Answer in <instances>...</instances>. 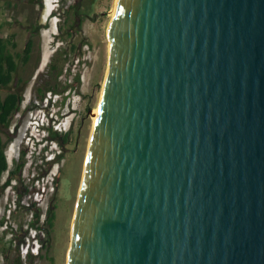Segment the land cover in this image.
Returning <instances> with one entry per match:
<instances>
[{"label": "water", "instance_id": "obj_1", "mask_svg": "<svg viewBox=\"0 0 264 264\" xmlns=\"http://www.w3.org/2000/svg\"><path fill=\"white\" fill-rule=\"evenodd\" d=\"M66 264H264V0H118Z\"/></svg>", "mask_w": 264, "mask_h": 264}, {"label": "rangeland", "instance_id": "obj_2", "mask_svg": "<svg viewBox=\"0 0 264 264\" xmlns=\"http://www.w3.org/2000/svg\"><path fill=\"white\" fill-rule=\"evenodd\" d=\"M10 1L0 0L2 35H14L16 38V12L9 4ZM45 1L41 17L44 26L39 31L42 41L40 68L35 69L34 77H28L21 110L14 116L10 125L14 128L15 122H18L17 134L6 142L9 170L3 174L0 183L4 186L0 191V260L4 264L67 263L71 221L75 213L92 131V110L99 103L108 70L109 47L106 31L114 0ZM60 22L62 30L59 29ZM20 39H24L23 32ZM59 47L63 50H59L57 61L64 73L67 68L72 73L68 78L76 77V74L80 76L78 87L73 88V104L80 112L78 118H84L81 126L74 129L73 140L66 144H63V138L56 137V131L52 127L58 128L59 131L68 127L70 120L75 116L74 113L66 117L62 114L63 118L58 120L56 112L62 110L47 101L43 105L39 99L36 102L40 105L37 109L26 108L28 100L33 96L32 84L36 80L35 75H38V78L44 77L45 65ZM61 79L62 84L65 77ZM7 91V88L0 91V95H5ZM57 97L54 96L55 99ZM64 110L69 113L72 108L66 107ZM24 145L29 146L25 156L26 163L21 171L22 179L31 189L27 196L21 195L17 189V179L8 182L9 171L15 167L19 148ZM47 145L50 146L49 150L51 147L53 150L49 151ZM43 155L56 157L58 162L48 168L46 162L41 161ZM59 166L61 172L56 185L54 178ZM30 196L33 202H36L35 206L33 202L27 205ZM50 212L55 214L52 227L48 224ZM31 233H37L39 249H34L37 253H31L29 249L28 254H25L27 249H23L24 243Z\"/></svg>", "mask_w": 264, "mask_h": 264}, {"label": "flooded vegetation", "instance_id": "obj_3", "mask_svg": "<svg viewBox=\"0 0 264 264\" xmlns=\"http://www.w3.org/2000/svg\"><path fill=\"white\" fill-rule=\"evenodd\" d=\"M45 3V0H11L9 3L12 5L14 11L16 12L14 20L16 38L12 39L14 42H16V46L11 48L14 53L20 54L18 55L19 57H17L19 64L18 69L14 74L12 82L8 86L0 88V91L4 89L6 90V88L8 90L5 95H0L1 99H3L11 90H14L18 93H22L23 95V92L27 88V84L29 82L28 77H34L33 73L35 69L40 68L41 59H39V57H41L42 54V41L39 31H41L44 26L41 17L44 12ZM63 12L64 14L66 13L65 11ZM64 18L65 21L66 16ZM59 29L62 30V22L59 23ZM22 32L24 34L23 40L20 39V35L22 34ZM19 40L22 41V43ZM28 47L30 55L27 59H25ZM59 50H63V48L59 47L58 49H56V51L48 59L45 65L46 69H44L43 71L44 77L38 78V75H35L36 80L32 84L33 96L28 100L26 108L27 110H31L32 108L37 109L40 106L36 104L39 99L43 105H45V101H47V103H51L58 110H62L59 111V113L56 112L58 120L63 117H66L70 113H74L75 116L70 120V123L68 127H66L64 133L55 132L56 137H61V139L63 138V144H66L70 143V141L73 140L74 129L78 126H81V124L84 122V118H78L80 112L77 110V107H75V105L73 104V97L75 96L73 88L75 86L78 87L80 82V76L79 74H76V77L68 78V76L72 73L68 71L67 68H65L66 73H64L63 69L60 72L61 67L57 61ZM63 76L65 77V80L61 84L60 81H62L61 78ZM55 95L58 96L56 99L54 98ZM66 107H71L72 110L69 113H66L64 112V109ZM19 111L11 117L9 126H6L5 124H0V133L5 142H7L10 138L17 134L18 122H15L14 128H11L10 125L14 119V116L17 115ZM20 119H22V117ZM64 122L65 121H63V123ZM24 146L19 148V156L15 161V165L20 160L21 151L23 150ZM28 147L29 146H26L27 151ZM57 162L58 161L56 160V157H53L52 159H50V161H46V164L48 165V168H51ZM60 172L61 166L58 167L57 172L55 173L54 180L56 185H58Z\"/></svg>", "mask_w": 264, "mask_h": 264}, {"label": "trees", "instance_id": "obj_4", "mask_svg": "<svg viewBox=\"0 0 264 264\" xmlns=\"http://www.w3.org/2000/svg\"><path fill=\"white\" fill-rule=\"evenodd\" d=\"M3 23L0 22V88L8 86L13 78L14 74L18 69V60L17 57L20 53H14L11 47L16 46V42L12 39L15 38L14 35H9L4 37L2 35ZM30 47V46H29ZM29 47L26 52L27 59L30 55ZM62 68H60V72ZM24 97L22 93H18L14 90H11L7 95L1 99L0 98V124H5L9 126L11 117L16 114L20 108ZM7 143L3 140V137L0 133V183L3 177V174L9 170V162L6 151ZM26 146L23 147L21 151L20 160L16 163L15 167L11 169L10 177L8 182L11 179H17V189L20 191L21 195H29L30 186L25 182L21 177V171L26 163L25 156L27 154ZM23 188V189H22ZM4 189L3 185H0V191ZM33 205H36V202H33ZM55 214L51 213L48 216V224L52 227L54 223ZM1 256V251H0ZM0 264H4L0 260Z\"/></svg>", "mask_w": 264, "mask_h": 264}, {"label": "built area", "instance_id": "obj_5", "mask_svg": "<svg viewBox=\"0 0 264 264\" xmlns=\"http://www.w3.org/2000/svg\"><path fill=\"white\" fill-rule=\"evenodd\" d=\"M49 156L48 155H43V157L41 158V161L43 163H45L46 161L49 160ZM31 191V189H30ZM34 200L32 199V197H29V200L27 201V205H30L31 202H33ZM23 249H27L25 251V254H28L29 249H31V253H37V251H35L34 249H39V245H38V238H37V233H31L28 238L26 243H24V247Z\"/></svg>", "mask_w": 264, "mask_h": 264}, {"label": "bare ground", "instance_id": "obj_6", "mask_svg": "<svg viewBox=\"0 0 264 264\" xmlns=\"http://www.w3.org/2000/svg\"><path fill=\"white\" fill-rule=\"evenodd\" d=\"M117 3H118V0H114L113 8L111 9V19H112L113 15H114V13H115V11H116ZM111 19H110V21H109V23H108V26H107V31H106L107 37H108V31H109V26H110V23H111ZM108 47H109V39H108ZM101 94H102V90H101ZM101 94H100V99H99V103H98V105L96 106V108H94V110H92V118H93L92 129H93V124H94V122H95V120H96V117H97V115H98L99 104H100V100H101ZM91 132H92V131H91ZM90 136H91V135H90ZM89 140H90V139H89ZM89 140H88V141H89ZM86 155H87V153H86ZM85 160H86V157H85ZM85 160H84V163H85ZM71 222H73V217H72V221H71ZM71 224H72V223H71ZM71 227H72V225H71ZM67 253H68V250H67ZM67 253H66V256H67Z\"/></svg>", "mask_w": 264, "mask_h": 264}, {"label": "clouds", "instance_id": "obj_7", "mask_svg": "<svg viewBox=\"0 0 264 264\" xmlns=\"http://www.w3.org/2000/svg\"><path fill=\"white\" fill-rule=\"evenodd\" d=\"M38 119H39V118H38ZM62 122H63V121H62ZM43 126H44V125H43ZM52 128H54V130H55L56 132H64V131L66 130L65 127H64V129H61L60 131L58 130V128H56V129H55V127H52ZM47 146H48V145H47ZM49 147H50V146H48V150H49ZM50 150H53V148L51 147ZM50 150H49V151H50ZM52 158H53V157H50V159H52Z\"/></svg>", "mask_w": 264, "mask_h": 264}]
</instances>
